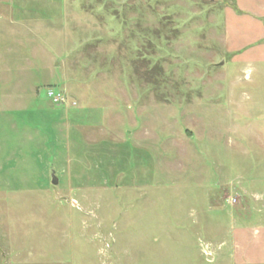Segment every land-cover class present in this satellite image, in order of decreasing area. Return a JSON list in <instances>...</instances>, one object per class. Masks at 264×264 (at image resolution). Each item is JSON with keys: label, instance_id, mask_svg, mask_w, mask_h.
I'll use <instances>...</instances> for the list:
<instances>
[{"label": "rangeland", "instance_id": "rangeland-1", "mask_svg": "<svg viewBox=\"0 0 264 264\" xmlns=\"http://www.w3.org/2000/svg\"><path fill=\"white\" fill-rule=\"evenodd\" d=\"M236 6L0 0V264H231L233 233L255 242L264 67L225 46Z\"/></svg>", "mask_w": 264, "mask_h": 264}, {"label": "crops", "instance_id": "crops-1", "mask_svg": "<svg viewBox=\"0 0 264 264\" xmlns=\"http://www.w3.org/2000/svg\"><path fill=\"white\" fill-rule=\"evenodd\" d=\"M235 3L241 14H228L225 46L228 52L237 53L231 56L232 61L264 67V0H235ZM256 234L252 245L244 238L239 240L237 233L232 234L231 264H264V227Z\"/></svg>", "mask_w": 264, "mask_h": 264}, {"label": "built area", "instance_id": "built-area-1", "mask_svg": "<svg viewBox=\"0 0 264 264\" xmlns=\"http://www.w3.org/2000/svg\"><path fill=\"white\" fill-rule=\"evenodd\" d=\"M48 96L52 99L55 105L60 106V104L64 102L62 99H60V95H53L52 93H49Z\"/></svg>", "mask_w": 264, "mask_h": 264}, {"label": "water", "instance_id": "water-1", "mask_svg": "<svg viewBox=\"0 0 264 264\" xmlns=\"http://www.w3.org/2000/svg\"><path fill=\"white\" fill-rule=\"evenodd\" d=\"M50 183L52 185H56L57 184V178L54 176V171L51 172V181Z\"/></svg>", "mask_w": 264, "mask_h": 264}]
</instances>
